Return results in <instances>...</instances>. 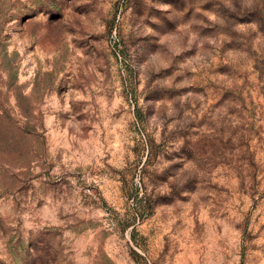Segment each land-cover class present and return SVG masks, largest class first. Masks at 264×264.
Listing matches in <instances>:
<instances>
[{
    "label": "rangeland",
    "instance_id": "rangeland-1",
    "mask_svg": "<svg viewBox=\"0 0 264 264\" xmlns=\"http://www.w3.org/2000/svg\"><path fill=\"white\" fill-rule=\"evenodd\" d=\"M0 264H264V0H0Z\"/></svg>",
    "mask_w": 264,
    "mask_h": 264
}]
</instances>
